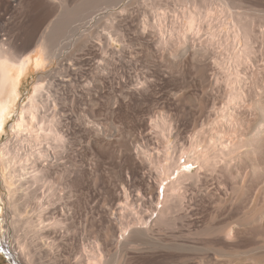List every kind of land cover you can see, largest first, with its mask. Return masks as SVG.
<instances>
[{
	"label": "bare ground",
	"instance_id": "1",
	"mask_svg": "<svg viewBox=\"0 0 264 264\" xmlns=\"http://www.w3.org/2000/svg\"><path fill=\"white\" fill-rule=\"evenodd\" d=\"M2 1L1 10L10 11L14 16L29 1L43 11V18L47 14L55 15L42 34L39 41L41 49L34 63L44 66L47 61L54 63L57 59L63 68L66 59L60 56L59 49L54 45L56 38H60L67 28L75 27L74 24L79 21H89L95 10L109 6L111 0H6L5 4ZM174 1L182 3L183 8H177V13L168 9L159 11L163 7L160 6L161 0L143 1L147 5L145 7L142 3L145 9L144 17L141 18L139 1L127 0L119 10L112 11L113 15L110 14L112 16L105 22V38L97 44L103 62L98 60L94 66V83L101 90L104 89L106 78L112 73V66L134 47L129 32H145L151 26L156 29V43L162 48L164 58L176 68L190 66L195 69L202 91V103L199 106L202 130L197 132V136L190 140L189 147L184 148L180 155L169 153L171 148L176 149L178 142L172 145L168 143L169 138L175 135V126L173 128V124H169V128L164 116L154 120L155 127L163 125L160 130L164 140V158L156 160L145 147L135 148L136 156L143 157V161L148 163L147 172L150 178H154L153 185L146 183L142 177L145 183L139 196L141 199L144 198L142 196L152 197L157 190L158 204L163 202L165 205L157 208L155 218L150 215L149 221L142 222V229L135 226L122 235L127 244L135 243L140 239V234H149L154 226L153 221L174 226L173 213L186 208L184 194L180 191L184 186L196 187L201 195H210L221 203L232 194L229 183L236 182L245 197L242 202L239 200L241 204L236 207L227 208L225 202L219 205L223 213L214 215L203 229L204 232L202 230L206 238L201 248L206 255L197 264H232V250L244 255L245 261L251 264H264V258L256 257L257 253L264 256V206L242 220L232 221L233 215L238 216L243 212L255 187L261 184L258 189L264 192V7L247 4V0ZM111 2L114 5V1ZM118 2L115 0L114 6L121 3ZM168 29L172 33L164 37L161 32ZM91 32L86 33L88 38L80 34L75 46L92 49L96 40L89 38L93 34ZM24 36L21 43L13 39L8 43L5 39L0 40V138L20 98L21 83L33 63L32 55L25 53L30 38L27 41V36ZM127 38L129 42H126ZM113 40L123 43V47L114 48L111 44ZM6 43L7 47L4 46ZM229 51H232V56L229 53L232 70L226 68L227 57L222 54ZM221 66L227 69L224 74H221ZM129 79L134 92L147 86V82L140 77L130 75ZM233 81L235 87H231ZM216 90L224 93V96L223 93L221 95V102H224L222 106L217 103L219 98L215 97L213 103H208L207 97L218 92ZM44 96L42 83L38 82L16 121L10 125L9 135L0 142V193L6 203L7 222L5 233H0V248L8 254L10 264H75L70 255H62L58 250L61 221L56 216L55 192L42 190V181L50 170L49 162L52 164L57 151L65 145L59 119L52 117L47 122L41 114ZM99 136L98 133L93 134L94 143L104 141ZM109 142L112 143L111 139ZM125 182L129 184V175ZM162 186L165 187L163 200L159 192ZM116 195L118 199H128L130 196L124 187ZM43 199L47 207H44ZM226 202L229 203L227 199ZM60 210L65 211L62 208ZM241 235H246V239L233 243L232 237L236 239ZM103 251L102 247H98L97 251L84 248V254L77 263L107 264Z\"/></svg>",
	"mask_w": 264,
	"mask_h": 264
},
{
	"label": "rangeland",
	"instance_id": "2",
	"mask_svg": "<svg viewBox=\"0 0 264 264\" xmlns=\"http://www.w3.org/2000/svg\"><path fill=\"white\" fill-rule=\"evenodd\" d=\"M111 1H114L115 5V0ZM111 1L109 6L95 10L89 21H79L74 24L75 27L67 28L65 31L67 36L64 32V35L56 38L54 45L59 49L60 56L66 59V66L63 68L57 59L54 63L47 61L44 66H36L34 63L41 49L39 41L42 34L55 15L47 14L44 19L43 11L30 1L24 3V7L15 16L11 15L10 11L4 12L0 8V40L5 39L8 43L13 39L21 43L26 35L27 41L30 38V43L25 53L32 55L33 58L31 68L20 86V98L6 122V132H3L0 142L9 135L10 125L16 121L23 105L28 102L34 86L38 82L42 83L45 96L41 114L47 122H50L52 117L59 119L66 145L63 144L64 147L57 151V157L55 156L54 161L51 160L52 164L49 162L50 170L42 181V190L55 192L56 216L61 221L59 253L70 255L75 264H78L80 256L84 254V248L97 251L98 247L104 250L103 258L107 264H197L201 257L206 255L201 248L206 238L203 232L214 215L223 213V209L219 210V207L221 208L224 202L227 208L236 207L241 204L245 196L242 195V190L238 188L236 182L229 183V187L232 188V194L226 197L229 203L226 199L220 203L215 197L201 195L196 187L183 185L180 191L184 194L186 208L178 209L173 213L174 226H165L153 221L154 226L148 235L140 234L137 243L125 242V236L123 237L127 234L125 231L135 226L142 229L144 226L142 222L149 221L151 216L155 218L157 208H163L165 205L163 202L158 204L157 190L152 197L142 196L144 198L141 199L143 183L146 180V183L150 182L154 185V178H150L147 172L148 163L143 161V157L136 156L135 148L145 147L144 149L156 160L164 158V140L161 134L163 125L159 128L154 124L157 117L161 119L164 116L169 128H171L169 124H173V128L175 126L173 129L175 135L169 138L168 143L172 145L178 142L176 149L171 148L169 153L175 152L176 156L180 155L184 148L189 147L190 140L202 130L199 119L202 91L195 69L190 66L176 68L164 58L162 48L156 43L158 40L156 29L151 26L145 32L139 31L136 34L129 32V38L133 39L134 44L130 51L132 54L126 52L124 59L118 60L112 66V73L106 78L104 89L101 90L94 83L96 73L94 66L99 61L103 62L97 44L105 38L107 29H104V26L107 25L112 13L119 10L127 0H118V3H121L116 6ZM138 1L139 16L142 18L145 9L142 3L148 0ZM161 1L160 6L163 7L159 11L168 9L172 13H177L175 11L177 8H183L182 3L174 0ZM2 2L6 3V0ZM247 2L250 5L264 7V0H247ZM88 31L93 32L89 38H93L92 41L96 40L95 45L92 49L76 47L80 34L85 37ZM161 33L164 37H168L172 32L168 29ZM129 38L126 42H129ZM7 43L4 46L7 47ZM111 44L116 49L123 47V43L116 40ZM225 53H222L227 57L225 66L232 70V58L229 60L232 51ZM220 68L221 74L227 70L222 69L223 66ZM130 75L135 78L140 77L142 81L147 82L146 88L134 92ZM231 84L233 87L235 82ZM221 90L209 95L208 103H213L215 97L219 98L218 104L224 105V102H221L224 89ZM94 133L100 134L99 137L104 141L100 144L94 143ZM176 133H179L178 137ZM110 139L112 143L109 142ZM57 142L56 144H59ZM195 168L196 166L193 170ZM127 175H129V184L125 182ZM143 176L144 181H142ZM128 186L129 190H127ZM260 186L261 184L251 191L246 207L238 215L240 217L237 214L232 216L233 222L248 217L264 206V192L258 189ZM123 187L130 195L128 199L116 197V193H121ZM163 187L159 190L161 200L165 189ZM43 202L44 207H47L45 199ZM0 206V233L3 235L7 222L6 203L1 193ZM60 207L65 211L60 210ZM242 239H246V235L236 239L232 237L233 243ZM240 255L232 250V260H234L232 264H251L245 261L244 255ZM256 257L264 258L262 253H257ZM0 264H10L8 254L1 248Z\"/></svg>",
	"mask_w": 264,
	"mask_h": 264
}]
</instances>
